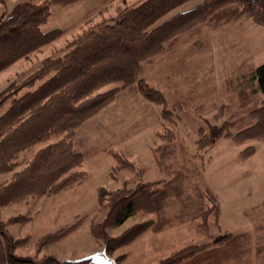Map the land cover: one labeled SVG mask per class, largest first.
I'll use <instances>...</instances> for the list:
<instances>
[{"label": "trees", "instance_id": "16d2710c", "mask_svg": "<svg viewBox=\"0 0 264 264\" xmlns=\"http://www.w3.org/2000/svg\"><path fill=\"white\" fill-rule=\"evenodd\" d=\"M77 1L29 0L2 12L0 73L18 60H29L34 53L43 52L46 46L60 40L68 28L43 29L51 17L50 7L52 4L67 6ZM190 2L194 4L166 17ZM239 18L252 19L264 27V0H142L125 7L112 19L100 20L67 41L62 53L45 57L34 71L22 78L21 83L12 81L8 84L0 91V175H3L0 177V206L28 205L38 197L81 184L88 177L87 172L81 169L86 157L90 153L106 150L117 161L110 171L113 179H116L118 171L125 169L140 179L133 186L127 179L114 190L99 187L98 203L107 206L108 212L104 220L90 225V232L102 241V249L111 254L152 225L156 228L158 224L185 220L187 213L191 220H199V233L207 231L210 215L214 212L215 217L220 218L221 205L214 195L208 198L210 187L200 178V167L195 163L190 171L194 176L196 174V181H192L189 173L183 170L172 171L168 180H145L144 168L108 146L89 153L78 150L77 135L79 128L86 127L93 117L116 100L121 91L140 96L148 104L159 107V123L173 122L176 106L183 111L191 102L200 112V117L210 112L212 117L205 118L214 120L224 117L221 115L226 103L218 105L209 98H203L202 93L185 99L169 97L165 89L150 83L148 67L158 55L167 52L175 54L184 49L183 45H191L197 51L211 46L208 32L223 30ZM243 64L238 62L234 65L238 70L237 77H226L225 88L237 95L241 104L247 105L246 113L240 115L238 122L224 120L219 127L212 126L210 131L201 125L196 140L199 150L212 148L221 137L231 138L236 143L264 139V62L251 74L240 72ZM55 135L61 137L49 142ZM159 136L162 140L170 137L166 134ZM168 142L151 147L152 152L158 155L157 163L160 165L162 159L165 160L173 152L174 140ZM44 143L47 144L38 148L19 168L18 156ZM255 151V145L248 144L241 150V158H248ZM183 181L188 186L186 193L179 189V183ZM192 192H197L198 199L192 197ZM173 198L199 201L193 204V209L187 205V213L182 210L183 213L169 215L166 207ZM184 199L181 203L185 204L187 200ZM209 200L215 203L212 213L211 208L206 206ZM261 206L264 207V201L244 210L248 222L258 214ZM138 211L155 212L156 221L147 220L131 226L115 237L109 235V227L121 225ZM30 220V216L21 213L12 215L6 222L0 219V264H82L55 256L37 258L36 255H18L17 248L33 243L36 252H40L62 241L81 225V220L77 219L73 224L45 233L37 239L29 235L14 237L7 229L6 223ZM247 229L236 234L230 231L223 242H216L212 249L236 240L250 251L253 237L259 235ZM208 245L183 248L159 264H195L202 254L208 252ZM255 251L262 253L264 247L257 242ZM214 253L210 251L209 254Z\"/></svg>", "mask_w": 264, "mask_h": 264}, {"label": "rangeland", "instance_id": "374dc122", "mask_svg": "<svg viewBox=\"0 0 264 264\" xmlns=\"http://www.w3.org/2000/svg\"><path fill=\"white\" fill-rule=\"evenodd\" d=\"M23 1L29 0L0 2V14L10 11L14 5ZM141 1L78 0L67 6L52 4L51 17L43 25V29L68 28V32L60 40L46 46L43 52L34 53L29 60L20 59L1 72L0 91L12 81L21 83L22 78L34 71L45 57L62 53L67 41L73 40L100 20L112 19L125 7H131ZM192 4L194 2L185 4L166 17L187 9ZM208 38L211 46L205 49L197 51L191 45H183L184 49H179L175 54L167 52L158 55L148 67V78L151 84L165 89L171 98L178 96L185 99L190 95L202 93L206 100L209 98L218 105L226 103L221 115L224 117L207 119L212 117L210 111L204 115L207 118L200 117V112L191 102L183 111L176 106L179 110L174 109L173 122L159 123V107L148 104L140 96L121 91L112 104L93 117L86 127L78 130V150L89 153L108 146L110 150L124 155L144 168L145 180H168L172 171L183 170L186 174L189 173L192 181H196V174L194 176L190 171L195 163L200 167V178L210 187L208 198L214 195L221 205L220 218L217 219L212 210L215 203L210 200L207 202L206 206L211 208L213 213L209 217L207 231L199 233V220H191L186 209L187 205L193 209V204L199 200L190 202L180 198L187 200L184 204L178 198H173L166 207L168 214L183 213L184 210L187 213L185 220L158 224L156 228L152 225L153 228H148L130 243L118 247L110 255L119 264H159L161 260L183 248L208 243V252L202 254L195 264H264V251H255L257 242L264 247V236H260L264 234V207H259L258 214L249 222L243 213L244 210L264 201V139L236 143L231 138L221 137L212 148L201 150L196 142L201 125L210 131L212 126L219 127L224 120L238 122L240 115L246 113L247 105L241 104L237 95L226 91L225 78L236 79L238 70L234 65L238 62H244L240 72L245 74H251L255 67L264 62V27L254 23L252 19L239 18L223 30L208 32ZM160 134L170 137L168 139L167 136L165 141L161 139ZM60 137L61 135H55L49 142ZM170 139L174 140L173 152L165 160L162 159L160 165L157 163L158 155L152 152L151 147L159 146L163 142L169 143ZM251 143L256 147L255 153L248 158H241V150ZM46 144L37 146L31 152H22L18 156L21 166L19 168L23 167L38 148ZM116 164V158L109 151L90 153L81 166L88 174L81 184L53 195L38 197L28 205L0 206V219L4 222L12 215L20 213L31 217L27 222L6 223L8 231L14 237L29 235L37 239L45 233L71 225L77 219L81 220L80 227L62 241L40 252H36L32 243L17 248L16 253L20 256L36 255L37 258L55 256L63 260H81L102 250V241L93 237L90 232V225L104 220L108 212L107 206L98 203L99 187L114 190L122 186L127 179L131 180V186L140 179L126 169L118 171L116 179H113L110 171ZM187 188L185 181L179 183V189L184 193ZM196 193L192 192L194 199H198ZM156 218L155 212L138 211L121 225L109 227L108 232L110 236L115 237L131 226L147 220L155 222ZM244 229L259 235L253 237L250 251L236 240L212 249L216 242H223L230 231L236 234ZM210 251L215 253L209 254ZM80 262L95 264L90 258Z\"/></svg>", "mask_w": 264, "mask_h": 264}, {"label": "water", "instance_id": "95a60500", "mask_svg": "<svg viewBox=\"0 0 264 264\" xmlns=\"http://www.w3.org/2000/svg\"><path fill=\"white\" fill-rule=\"evenodd\" d=\"M89 258L93 259L95 264H119L117 260L106 251V249L96 251L95 253L89 255L84 259H89ZM81 260H77V261H81Z\"/></svg>", "mask_w": 264, "mask_h": 264}]
</instances>
